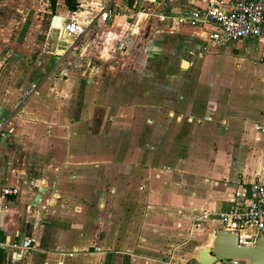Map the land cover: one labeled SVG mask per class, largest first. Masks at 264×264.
Segmentation results:
<instances>
[{
    "label": "crops",
    "instance_id": "obj_1",
    "mask_svg": "<svg viewBox=\"0 0 264 264\" xmlns=\"http://www.w3.org/2000/svg\"><path fill=\"white\" fill-rule=\"evenodd\" d=\"M210 1L229 6L45 0L49 31L53 15L92 24L20 65L23 80L0 77V228L35 245L20 261L0 252V264H188L211 245L218 221L192 219L242 202L264 177V37L217 42L214 25L181 20ZM32 2L0 0L3 70L19 48L26 61L15 19ZM33 83L10 112L15 85Z\"/></svg>",
    "mask_w": 264,
    "mask_h": 264
},
{
    "label": "built area",
    "instance_id": "obj_2",
    "mask_svg": "<svg viewBox=\"0 0 264 264\" xmlns=\"http://www.w3.org/2000/svg\"><path fill=\"white\" fill-rule=\"evenodd\" d=\"M109 7L106 5L101 12L102 20L107 19ZM183 19L193 25L201 23L214 25L216 29L210 37L217 42L264 37V0H229L228 8L210 1L203 8L187 11L184 18H181ZM91 24L92 22L83 26L73 21H62L61 27L53 28L70 35L73 40L69 47H72L83 38ZM259 128L264 129L262 126ZM16 193L15 188L6 187L2 191L3 195ZM210 218L218 221V229L233 232L238 245L253 246L258 236L264 233V177L257 176L249 184L242 202L233 198L227 209L204 211L192 219L191 225L200 226ZM34 249L35 245L31 238H10L0 228V252H12V260L20 261L24 256H30Z\"/></svg>",
    "mask_w": 264,
    "mask_h": 264
},
{
    "label": "rangeland",
    "instance_id": "obj_3",
    "mask_svg": "<svg viewBox=\"0 0 264 264\" xmlns=\"http://www.w3.org/2000/svg\"><path fill=\"white\" fill-rule=\"evenodd\" d=\"M45 0H33L30 8V15L24 16L22 13H17L15 19V27H16V41L23 46L24 36H28V48L26 51V61H24L23 50L17 49L16 54L12 57V62L10 63L7 69H2L4 67L3 59L0 60V77H13L17 80H23V72L22 68H19L20 65H24V62L28 64H32L35 59L38 57V54L43 51L44 53H61L65 50L67 46H70L72 42V37L67 35L64 32L54 29L52 26V30L49 31V15L47 12L43 11V8H46ZM31 18V19H30ZM29 25L31 28L28 29ZM48 42L50 44H59V48L49 47L46 48L45 43ZM50 44H48L50 46ZM258 48H264V43H257ZM25 49V48H24ZM21 51V52H20ZM23 53V54H22ZM0 57L6 59L2 54ZM10 58V57H8ZM29 74L26 72V75ZM45 75V73L43 74ZM37 77V76H36ZM23 85H15L16 92H20L15 94V100L12 101V105L8 108L10 112H13L18 106L21 105L23 99L33 91L35 87V83L30 84L29 87L25 90V92L19 91ZM4 92H12L13 86L11 85H3ZM14 93V92H12ZM14 105V106H13Z\"/></svg>",
    "mask_w": 264,
    "mask_h": 264
},
{
    "label": "water",
    "instance_id": "obj_4",
    "mask_svg": "<svg viewBox=\"0 0 264 264\" xmlns=\"http://www.w3.org/2000/svg\"><path fill=\"white\" fill-rule=\"evenodd\" d=\"M62 17L53 15L51 26H60ZM199 259L188 264H232L243 261L246 264H264V233L260 234L253 246H241L236 243L233 232L218 229L210 246L199 250Z\"/></svg>",
    "mask_w": 264,
    "mask_h": 264
},
{
    "label": "trees",
    "instance_id": "obj_5",
    "mask_svg": "<svg viewBox=\"0 0 264 264\" xmlns=\"http://www.w3.org/2000/svg\"><path fill=\"white\" fill-rule=\"evenodd\" d=\"M52 3L55 2V0H51ZM65 3L67 4L68 8L72 11L76 10L78 8V2L77 0H65Z\"/></svg>",
    "mask_w": 264,
    "mask_h": 264
},
{
    "label": "flooded vegetation",
    "instance_id": "obj_6",
    "mask_svg": "<svg viewBox=\"0 0 264 264\" xmlns=\"http://www.w3.org/2000/svg\"><path fill=\"white\" fill-rule=\"evenodd\" d=\"M191 261V260H190ZM239 262H237V263H235L234 261H233V263L232 264H238Z\"/></svg>",
    "mask_w": 264,
    "mask_h": 264
}]
</instances>
